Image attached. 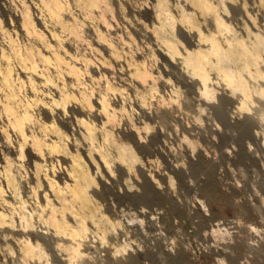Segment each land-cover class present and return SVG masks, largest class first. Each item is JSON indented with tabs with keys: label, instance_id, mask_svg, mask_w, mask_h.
<instances>
[{
	"label": "bare ground",
	"instance_id": "1",
	"mask_svg": "<svg viewBox=\"0 0 264 264\" xmlns=\"http://www.w3.org/2000/svg\"><path fill=\"white\" fill-rule=\"evenodd\" d=\"M0 5L10 18L8 26L0 20V118L6 120L0 126V227L19 249L18 264H33L32 259L45 256L50 264L42 241L53 242V253L63 264L87 255L83 245L91 232L107 241L108 232L122 222L107 214L97 198L107 186L100 176L118 170L130 177L138 171L147 179L144 192L136 197L146 200L149 190L150 197L158 192L135 148H150L157 133L147 139L149 121L118 126L117 115L126 107L108 96L125 93L108 75L121 63L119 47L135 42L134 34L146 38L154 59L161 55L166 67H176L185 85L198 89L201 109L209 105L221 114L237 94L240 112L261 103L257 119L264 123V34L259 26L254 31L257 25L251 28L245 17L239 31L222 14L221 8L229 12L231 7L252 23L255 15L237 0H3ZM125 7L136 16L134 32L120 24L119 17L130 20ZM130 63L137 107L149 119V95L165 101L157 83L171 80L147 67V56L133 55ZM95 81L104 85L97 90ZM155 110L162 118L171 112ZM223 117L230 122L227 114ZM71 128L73 141L67 132ZM77 142L80 147L74 146ZM25 151L28 165H33L26 181L19 170ZM55 163L62 168H54ZM36 219L46 226L36 225ZM125 243L116 245V251L128 249ZM8 249L14 252L12 245Z\"/></svg>",
	"mask_w": 264,
	"mask_h": 264
},
{
	"label": "rangeland",
	"instance_id": "2",
	"mask_svg": "<svg viewBox=\"0 0 264 264\" xmlns=\"http://www.w3.org/2000/svg\"><path fill=\"white\" fill-rule=\"evenodd\" d=\"M8 2L18 4L19 0ZM237 2L255 15L252 20L256 24L242 12H233L231 7L227 13L224 8L220 11H224L222 14L239 31L245 17L249 19L247 22L251 28L257 25L254 31L262 29L259 31L264 34V0ZM125 12L132 21L127 20V23L125 18L119 17L120 24L134 32L135 26L132 25L137 26L136 16L128 7H125ZM9 19L0 5L3 25L8 26ZM134 35L137 36L135 42L119 47L121 63L108 75L116 84L125 87V93L113 91L108 96L112 102L126 107L117 115L118 126L125 128L130 122L144 125V121H149L151 128L145 133L147 139L157 133L158 137L150 148H135L147 175H152H149L150 181L158 192L151 193L150 197L149 190L146 200L136 197L135 193L144 192L147 179L138 171H133L130 177L118 170L116 174L108 172L110 175L107 177L96 172L107 183L105 191L97 198L106 213L121 221L122 226L110 230L107 241L91 232L83 245L87 255L74 264H129L128 259L132 264H264V123L257 119V107L261 103L258 102L257 107H254L257 102L251 104V110L240 112L236 94L226 103L221 114L209 105L201 109L198 89L185 85L176 67H166V60L161 55L154 59L146 47L144 36ZM15 37L21 39L20 36ZM139 54L147 56V67L153 68L155 74L171 80L165 85L157 83L165 101L159 98L160 95H149L147 106L153 108L149 119L137 107V92L133 88L136 81L129 75L130 58ZM102 85L101 81L93 83L97 90ZM173 87L180 91L176 92ZM218 88L225 92L221 85ZM260 100L264 102V97ZM158 107L171 112L162 118L155 110ZM225 114L230 118L229 123L223 117ZM5 123L6 120L0 118V126ZM67 132L73 141V129H67ZM74 146L80 147L78 142ZM2 154L0 136V159ZM84 156L88 158L85 152ZM22 159L25 164L19 170L26 181L31 177L33 165H28V152L25 151ZM192 161H196L194 166ZM62 165L55 163L54 168L60 169ZM36 221L39 227L46 226V223ZM20 225L17 219L15 226L19 228ZM93 230L96 231L94 227ZM124 242L129 248L125 252L116 251V245ZM8 245L13 246L14 252L9 251ZM42 245L50 264H63L53 253V242L42 241ZM58 253L67 257L65 251L59 250ZM130 257H135V261ZM45 258L32 259L31 262L46 264ZM20 260L19 249L12 236L5 235L0 227V264H18Z\"/></svg>",
	"mask_w": 264,
	"mask_h": 264
}]
</instances>
